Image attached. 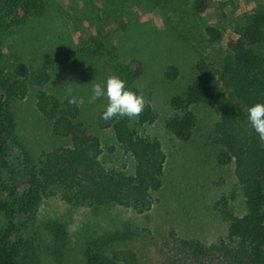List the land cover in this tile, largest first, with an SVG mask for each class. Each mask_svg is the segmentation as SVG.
<instances>
[{"label":"trees","instance_id":"obj_1","mask_svg":"<svg viewBox=\"0 0 264 264\" xmlns=\"http://www.w3.org/2000/svg\"><path fill=\"white\" fill-rule=\"evenodd\" d=\"M104 1L105 6L114 5L113 0ZM172 2L185 4L186 0ZM192 3V21L204 19L209 0ZM46 9L47 0H0V54L4 38L12 36L27 21L44 16ZM121 23L126 36L134 23ZM163 26L176 46L195 47L190 28L177 35L167 23ZM201 29L203 41L222 42L218 25L205 23ZM119 41L114 43L112 54H108L107 66L104 62L101 65L109 67L111 75L119 74L129 88L140 94L138 83L146 72L145 63L129 50L126 56L134 59H123L121 52L125 48ZM263 47L264 5L235 26L218 62L206 58L194 62L184 89L167 101L171 112L168 117L160 119L158 111L146 101L145 108L134 119L114 117L105 121L102 111L97 128L110 129L117 150L132 161L129 168L119 169L108 168L101 161L103 153L111 156L117 150L113 146L103 147L100 138L89 132L81 119L79 103H69L74 96H58L42 89L51 81V71H31L20 61L0 66V172L9 174V179L0 186V264L32 263L37 253L25 236L34 211L43 200L56 198L74 208L148 213L159 202L167 159L161 142L148 129L160 120L168 135L188 142L197 129V108L215 113L210 141L216 162L233 165L236 184L229 195L220 196L213 205L216 216L225 224L224 233L212 243L170 233L166 241L168 257L174 264H264V141L259 140L247 120V108L264 102ZM100 48L98 44L94 51L87 52L89 57H104ZM163 74L170 82L180 76L176 66L168 67ZM31 90L35 91L37 112L50 121L53 134L68 139L70 146L44 152L37 162L28 161L17 172L14 164L8 162L7 138L15 128L9 104L22 100ZM237 196L242 198L241 208L236 206ZM46 230L56 241L66 239L67 231L60 222L47 224ZM140 232L126 226L121 231L104 234L98 239L99 247L85 249L86 264H133L132 252L113 250L107 254L104 247L139 236Z\"/></svg>","mask_w":264,"mask_h":264},{"label":"rangeland","instance_id":"obj_2","mask_svg":"<svg viewBox=\"0 0 264 264\" xmlns=\"http://www.w3.org/2000/svg\"><path fill=\"white\" fill-rule=\"evenodd\" d=\"M113 2L111 7L105 6L104 0H47L44 16L27 21L12 36L3 39L0 66L20 61L31 71H51V81L42 89L58 96L72 95L77 101L82 99L81 119L89 132L100 138L103 147L113 146L116 150L112 131L100 130L96 125L106 100L91 102L89 98L92 84L103 82L111 75L109 67L103 68L101 63L107 66L113 45L120 37L119 42L125 48L121 52L123 59L133 58L126 56L129 50L136 52L138 59L145 63L146 72L138 88L162 119L171 114L167 101L184 89L194 62L200 58L218 62L235 26L264 5V0H209L205 18L192 21V0H186L185 4H174L172 0ZM165 18L177 35L190 28L195 47L176 46L165 34ZM122 21L134 23L126 36ZM205 23L218 25L222 42L210 44L202 40L201 26ZM98 44L105 56L89 57L87 52L94 51ZM170 66H176L180 72L173 82L166 81L163 74ZM34 94L31 90L22 100L9 104L15 128L7 138L8 162L14 164L17 172H21L26 162H37L44 152L70 146L68 139L53 134L50 121L37 112ZM195 113L198 125L188 142L168 135L160 120L148 129L161 142L167 156L159 202L148 213L137 215L125 209L107 211L87 206L74 208L56 198L43 200L36 207L25 236L30 238L37 253L31 264H86V248L96 249L101 236L126 226L138 229L140 235L105 246L104 250L107 254L113 250L130 251L135 256L133 264H174L166 246L170 233L204 243H212L223 234L225 224L216 216L213 205L220 196L229 195L236 184L233 165L222 166L216 162L210 141L215 113L202 108H197ZM101 161L106 167L116 169L129 168L132 163L118 150L111 156L103 153ZM8 179L9 174L2 170L0 186ZM240 196L235 200L239 208ZM54 221L65 226V240L56 241L47 232L46 225Z\"/></svg>","mask_w":264,"mask_h":264},{"label":"clouds","instance_id":"obj_3","mask_svg":"<svg viewBox=\"0 0 264 264\" xmlns=\"http://www.w3.org/2000/svg\"><path fill=\"white\" fill-rule=\"evenodd\" d=\"M90 101L105 99L106 104L102 112L105 121L117 118H137L145 108V98L137 91L129 88L127 81L119 74L110 75L105 81L94 83L91 87ZM69 103H83L75 97L70 98ZM247 120L258 134V138L264 141V102L255 103L247 108Z\"/></svg>","mask_w":264,"mask_h":264}]
</instances>
